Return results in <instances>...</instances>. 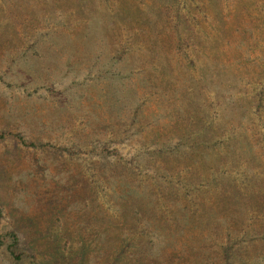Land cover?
Masks as SVG:
<instances>
[{
	"label": "rangeland",
	"instance_id": "rangeland-1",
	"mask_svg": "<svg viewBox=\"0 0 264 264\" xmlns=\"http://www.w3.org/2000/svg\"><path fill=\"white\" fill-rule=\"evenodd\" d=\"M0 264H264V0H0Z\"/></svg>",
	"mask_w": 264,
	"mask_h": 264
}]
</instances>
